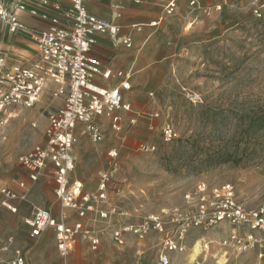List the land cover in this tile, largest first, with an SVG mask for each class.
Listing matches in <instances>:
<instances>
[{
  "label": "built area",
  "instance_id": "2783aa9c",
  "mask_svg": "<svg viewBox=\"0 0 264 264\" xmlns=\"http://www.w3.org/2000/svg\"><path fill=\"white\" fill-rule=\"evenodd\" d=\"M89 2L70 0L68 5H63L57 0H0V34L4 28L11 33L23 32L37 48L35 57L12 63L0 49V128L21 109L33 108L40 102L50 84L55 87L52 96L63 98L61 107L47 115L45 140L16 157L18 167L26 172V178L16 182L18 190L0 184V224L2 210L17 214L18 202L26 198L34 184L51 168L60 213L34 206L30 213L21 216V220L33 239L47 229L52 230L57 252L63 258L79 241L96 251L100 237L91 229L89 220L95 215L108 219L117 212L114 207H104L109 187L107 173L99 175L94 191H86L80 181L70 179L76 168L72 148L77 137H85L92 143L100 142L105 134L103 118L112 131L121 133L123 121L134 124L138 114L123 97V92L131 88L130 70L118 71L119 84L106 86L115 74L93 54L92 47L96 34L117 37L120 28L111 19L89 11ZM224 3L226 0H221L204 11L207 15L220 12ZM189 6L199 7L197 0H190ZM249 7L256 18L264 16V0H250ZM175 8V0L164 5L165 13L169 15L176 11ZM121 9L119 4L113 5V14L120 16ZM22 11L45 22L44 27L34 28L21 21L19 13ZM155 24V21L151 22V25ZM122 43L132 46L130 36H125ZM122 113L129 115L125 118ZM151 115L158 118L160 113ZM32 126L36 124L32 123ZM159 130L162 142H170L176 136V130L167 120L162 122ZM139 148L142 151L156 149L154 143L140 144ZM183 199L181 206L147 213L139 220L114 228L110 234L112 242L123 246L128 236L142 240L148 233L157 234L160 252L156 264H173V253H190L194 239H201L199 253L190 263L186 259L179 264H202L207 256H212L213 248L218 252L217 259L227 257L229 251L241 254L257 249V257L264 264V203L246 207L235 196L234 185L230 182L210 186L198 181L193 190L183 194ZM66 211L73 212L75 219ZM120 216L126 215L120 213ZM220 223H226L229 231L217 241L197 238L190 233L191 230H208ZM0 250L6 255L11 252L6 264H25V256L15 245L13 235L6 237Z\"/></svg>",
  "mask_w": 264,
  "mask_h": 264
},
{
  "label": "rangeland",
  "instance_id": "374dc122",
  "mask_svg": "<svg viewBox=\"0 0 264 264\" xmlns=\"http://www.w3.org/2000/svg\"><path fill=\"white\" fill-rule=\"evenodd\" d=\"M249 6L250 0H226L220 12L211 14L208 25L203 23L198 27L194 23L186 25L185 32H178L186 38L182 37L168 51L172 56L161 59L158 66L161 84L150 88L144 101L147 106L144 112L161 113V118L153 123L158 131L148 130L147 124L151 121L150 114L146 113L140 117L145 121L143 127L139 122L133 128L141 126V130L136 129L124 142L107 125L103 142H112L111 146L98 151L103 142L90 144L89 156L98 151L93 165L104 166L98 174L109 176L104 207H114L117 211L108 219L97 215L93 219L107 224L114 221L116 228L147 213L181 206L183 194L193 190L198 181L210 186L230 182L235 196L246 207L264 203V16L256 18ZM53 88L50 84L41 96V103L21 109L0 128V164L9 160L15 166L17 155L42 142L40 137L46 129L47 115L55 111L50 104L55 105L59 100L51 101ZM164 119L176 130L170 142L160 139L159 127ZM77 139L82 148L86 147L85 139L81 136ZM150 142L155 144L154 151L140 150V144ZM111 151L117 154L110 156ZM43 184L44 180L37 181L27 196L42 197ZM108 229L110 234L113 227ZM228 231L229 226L220 223L192 233L197 238L217 241ZM109 234H106L109 242L114 244ZM131 241L129 238L127 244ZM197 241L199 247L201 239L193 242ZM49 243L46 241L44 246ZM85 246L91 253L95 252L87 243ZM211 250L212 255L217 251ZM77 251L78 248L68 264H79ZM153 253L156 254L146 251L147 255ZM118 255L112 254L115 264H155L151 259L122 263L116 259ZM227 257L228 262L223 264H262L257 249L241 254L229 251ZM235 257L239 260L234 262ZM172 259L179 262L183 256L173 253ZM80 264L96 263L90 257H82Z\"/></svg>",
  "mask_w": 264,
  "mask_h": 264
},
{
  "label": "crops",
  "instance_id": "0c3cea01",
  "mask_svg": "<svg viewBox=\"0 0 264 264\" xmlns=\"http://www.w3.org/2000/svg\"><path fill=\"white\" fill-rule=\"evenodd\" d=\"M57 1L63 5H68L70 3V0ZM168 1L169 0H90L88 4L89 11H92L98 17L111 19L112 22L120 28L117 37H112L110 34H96L92 52L93 54L97 55L107 67H110L113 74H115L110 77L109 81L106 82V86L109 87L119 84L120 79L116 76L118 71H126L128 69L131 72V88L127 90V92H123V97L124 101L126 103L129 102L134 112H137L138 114L137 121L134 124H129V122L124 120L122 132L116 133L121 135V139L119 138V140L123 142L132 133L134 134L137 132L135 131L136 129L141 130L139 128L141 126L143 127L145 121L140 119V117L146 113L150 114L149 118L151 121V123L147 124L148 130H150L151 133L158 131L157 129L153 128V123L154 121L157 122L161 118V113L159 111L152 110L151 113H160V116L156 119L148 111L144 112V109L147 107L146 105L144 106V101L147 98V91L150 88L157 87L161 84L158 73V66L161 63V59L172 56L168 55V51L176 47L178 44L177 42L182 39V37L186 38L178 34L179 31H182V33L185 32L186 25L192 26L194 23L198 27H202L203 23L204 25H208V23L211 22V15H207L204 9L219 3L216 0H197L199 7L191 8L189 6L190 0H175L176 11L169 15L166 14L164 10V5ZM115 4L122 6L121 15L118 17L113 14V5ZM19 17L21 21L34 28L44 27L45 25V22L30 16L24 11L19 13ZM153 21L156 22L155 25H151V22ZM177 28L179 30L176 31ZM125 36H130L132 46L127 47L123 45L122 39H124ZM201 36L204 37V35ZM0 49L7 56L9 63L22 62L24 59L33 58L37 55V48L27 34L23 32L11 33L5 28L2 29L0 34ZM57 100V104H50L51 106L55 107V110H58V108H60L63 103V98L58 97ZM51 101H56V97H53ZM122 114L125 116V118L129 115L128 113ZM164 120H162V122ZM101 121L103 131L104 127L107 125L110 127V124L106 119L103 118ZM139 122L141 123V126L133 129L134 126ZM40 138L42 141L45 138L44 130ZM82 138L85 139L87 143L86 147L82 148L79 145L77 139L72 148L76 168L70 174V179L72 181H80L83 184L84 190L94 191L97 187V181L100 175L98 173L104 168L103 164L93 165L94 157L98 154L99 149L105 150L107 147L111 146L112 142H103V139L100 141L103 142V144L97 147V153L94 156H89L88 154L91 150L90 144L94 145L99 142L92 143L87 138ZM114 152L116 153V151H111V153ZM97 174L98 177L95 179ZM25 178L26 172L18 167L16 159L15 166H12L11 163H9V160L1 162V185L11 186L18 190L16 182ZM40 179L45 181V184H43L41 187V191L43 193L42 197L38 195H26L24 200L18 202L19 211L17 214H12L10 212L8 213L7 211L2 210V222L0 224V247L4 244L6 237L14 233L15 245L21 248L25 256V264H68V262L71 260V257L75 254L77 248L79 258L77 259L78 261H76V263L79 264L80 261H82V257L83 259L90 257V259L96 264H115V258L112 257L114 252L120 254L118 257H116L119 262H125L126 260L139 261L140 259H144L146 262H148V260L151 259L155 260L156 264L157 256L160 252L159 235L148 233V236L142 240L136 238L133 235L128 236L126 238V243L124 244L125 246L123 245L121 249L119 248L120 246L117 247L118 245H116L114 242V244H111L109 242L108 235H106L109 234L108 228L113 227L114 229L116 226L114 221H110L107 224L104 221L93 218L89 220L88 224L93 227L95 233H97V235L100 237V245L98 249L91 253L89 249L87 250L85 243L79 241L69 252L70 256L68 255V260V256L63 258L58 254L57 242L52 230H45L38 238L33 239L29 237L27 227L21 220V216L30 213L32 207L44 206L50 209L54 214H59L61 211L60 204L57 201L53 191L54 185L51 176V168H49L47 173H45ZM66 213L75 219L73 212L66 211ZM194 231L195 230L190 231L191 235L195 234L192 233ZM101 233L103 234L101 235ZM129 238H132V241L131 243L128 242L127 244ZM46 241H50V243L49 245L44 246ZM191 241L192 240H190V242ZM102 244H105L106 246L101 248ZM148 250L155 251L156 254L153 253L151 255H147L146 251ZM33 252L35 253L34 256H32ZM124 253H126V256H124ZM181 255L183 256V260L187 259L189 263L191 262L189 259V253H183ZM10 256L11 252L6 255L0 250V264H6L7 259ZM210 257L205 258L206 262L203 261L202 264L217 263L216 257ZM209 258L210 260L208 261ZM183 260L179 262H173V264H179L180 262H183ZM238 260L239 258L237 257L232 259L234 262Z\"/></svg>",
  "mask_w": 264,
  "mask_h": 264
},
{
  "label": "bare ground",
  "instance_id": "6f19581e",
  "mask_svg": "<svg viewBox=\"0 0 264 264\" xmlns=\"http://www.w3.org/2000/svg\"><path fill=\"white\" fill-rule=\"evenodd\" d=\"M41 100H43L42 98H41ZM42 102V101H41ZM40 102V103H41ZM112 219V218H111ZM218 225H220V224H218ZM198 244H199V241H197L196 243H195V245L193 246V248H192V250H193V252H190L189 253V255H191V256H193V258L195 257V255H197V253H199V247H198ZM199 250V251H198ZM217 254H218V252H215L212 256L213 257H216L217 256ZM228 257H221L220 259H218V261L220 262V263H226V262H228Z\"/></svg>",
  "mask_w": 264,
  "mask_h": 264
}]
</instances>
